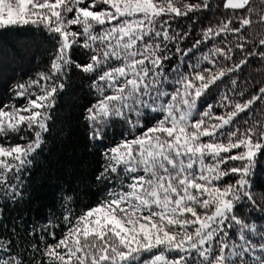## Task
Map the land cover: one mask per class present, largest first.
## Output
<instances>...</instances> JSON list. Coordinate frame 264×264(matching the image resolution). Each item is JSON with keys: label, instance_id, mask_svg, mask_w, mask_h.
<instances>
[{"label": "snow or ice", "instance_id": "6c2138e0", "mask_svg": "<svg viewBox=\"0 0 264 264\" xmlns=\"http://www.w3.org/2000/svg\"><path fill=\"white\" fill-rule=\"evenodd\" d=\"M204 12L221 18L181 47L191 33L173 22L210 21ZM23 26L43 29L53 53L47 72L15 85L24 104L0 106V195L22 198L20 173L45 142L73 67L96 94L84 111L89 139L103 141L116 119L139 134L102 152L96 179L113 185L98 204L77 215L65 197L59 239L51 220L28 229L40 244L20 237L13 252L14 240L0 237V264H264V222L249 219L264 85L249 91L235 78L250 59L264 64V0H0V29ZM76 48L88 62L72 59ZM225 81L232 95L207 103Z\"/></svg>", "mask_w": 264, "mask_h": 264}, {"label": "trees", "instance_id": "16d2710c", "mask_svg": "<svg viewBox=\"0 0 264 264\" xmlns=\"http://www.w3.org/2000/svg\"><path fill=\"white\" fill-rule=\"evenodd\" d=\"M210 15V21L201 19L199 23H193L189 18L173 22V29L191 33L181 47H190L192 41L200 37L201 28L206 27L208 23L214 24L221 18L220 13H201L202 17ZM255 30L260 31L259 26H255ZM47 36L43 29L35 26L0 29V106L12 101L17 106L24 104L23 99L14 97L15 85L27 83L38 78V73L47 72L53 53L52 43ZM199 55L200 53H197V56ZM71 56L80 63H86L89 59V55L78 48L73 49ZM238 58L239 53L236 54V59ZM171 63L175 61L170 62L169 67ZM235 78L239 85H246L249 91H254L256 82L264 85V64L258 58L250 59L248 65L242 72L237 73ZM91 82L86 74L74 67L71 69L64 91L56 98L55 108L51 113L50 130L44 136L45 142L35 153L32 164L20 173L22 198L13 200L0 195V210L3 213L0 218V237L14 240L13 252L17 251L21 244L20 237L28 243L35 241L40 244L38 237L27 235L28 229L36 225L43 227L49 220L52 222L51 230L56 232L59 239L65 228L62 220L65 197H72L70 206L77 215L82 210L98 204L113 185L112 181L96 179L102 170V152L123 138L139 134L138 129L130 130L128 125L116 119L106 129L103 141L89 139L90 129L84 120V111L96 99V94L90 87ZM220 88L219 93L207 98V103L217 104L221 94L232 95L229 81L221 84ZM218 110L220 108L216 109L220 112ZM254 115L264 119V105L258 104ZM151 123L150 120L145 121L146 126ZM27 135L31 138V133ZM3 142L0 140V143ZM18 142L22 141L13 135L11 143ZM250 179L253 196L254 191L264 193V156H258L256 159ZM256 203L257 212L249 219L261 223L264 221L259 218L260 204L258 201ZM244 211L252 212V209L246 208ZM44 235L47 243H54L50 236L46 233ZM0 255L6 253L0 252Z\"/></svg>", "mask_w": 264, "mask_h": 264}, {"label": "rangeland", "instance_id": "374dc122", "mask_svg": "<svg viewBox=\"0 0 264 264\" xmlns=\"http://www.w3.org/2000/svg\"><path fill=\"white\" fill-rule=\"evenodd\" d=\"M1 80V79H0ZM221 112V109L218 110ZM251 180V179H250ZM254 198L256 199V201H258V203L260 204V209L264 210V193H258L257 191H254Z\"/></svg>", "mask_w": 264, "mask_h": 264}]
</instances>
